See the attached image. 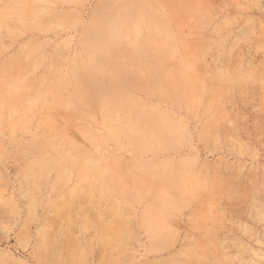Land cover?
Returning a JSON list of instances; mask_svg holds the SVG:
<instances>
[{
	"label": "rangeland",
	"instance_id": "1",
	"mask_svg": "<svg viewBox=\"0 0 264 264\" xmlns=\"http://www.w3.org/2000/svg\"><path fill=\"white\" fill-rule=\"evenodd\" d=\"M0 100V264H264V0H0Z\"/></svg>",
	"mask_w": 264,
	"mask_h": 264
},
{
	"label": "bare ground",
	"instance_id": "2",
	"mask_svg": "<svg viewBox=\"0 0 264 264\" xmlns=\"http://www.w3.org/2000/svg\"><path fill=\"white\" fill-rule=\"evenodd\" d=\"M156 29V28H155ZM189 40V39H188ZM191 40V39H190ZM195 42V41H194ZM192 45H193V43H191ZM38 45V44H37ZM39 55V54H38ZM24 56V55H23ZM189 66V65H188ZM197 66V65H196ZM186 67V66H185ZM202 69V68H201ZM200 69V70H201ZM1 101V100H0ZM25 147V146H24ZM52 155V154H51ZM18 158V157H17ZM20 158V157H19ZM25 166V165H24ZM49 170V169H48ZM63 207V206H62ZM117 209V208H116ZM68 222V221H67ZM67 224V223H66ZM121 239V238H120ZM70 240V239H69ZM118 241H119V239H118ZM80 244V243H79ZM119 245V244H118ZM124 245V244H123ZM125 245H127V244H125ZM129 246V245H128ZM108 247V246H107ZM118 247V246H117ZM116 247V248H117ZM120 249V248H119ZM60 253V252H59Z\"/></svg>",
	"mask_w": 264,
	"mask_h": 264
}]
</instances>
